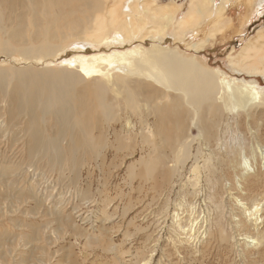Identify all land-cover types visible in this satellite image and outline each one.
Wrapping results in <instances>:
<instances>
[{"label":"bare ground","instance_id":"obj_1","mask_svg":"<svg viewBox=\"0 0 264 264\" xmlns=\"http://www.w3.org/2000/svg\"><path fill=\"white\" fill-rule=\"evenodd\" d=\"M108 1L111 4L107 6ZM123 1L0 0V53L10 57L18 52L19 59L27 63L17 69V63L9 68L0 67V134L7 135L6 132L15 129L16 133L9 135L10 141L16 145L21 139L23 148L19 153L27 156L15 162L17 176L27 177V170L36 168L42 175L51 172L63 180L67 172L70 183L79 186L80 173L83 168H89V161L102 159L106 147L114 148L115 141L106 142L109 130L114 140L127 139L128 135L113 129V124L120 121L119 112L126 110L136 115L137 120L134 122L127 116L124 127L134 131L138 123L141 128L135 134H140L142 143L149 146L147 154L137 164L142 168L143 178L152 179L162 171L178 174L192 141L184 127L185 121L190 120V126L198 129L193 139L203 140L210 149L202 166L197 164L195 157L189 168L194 179H198L197 185L202 180V171L207 187L211 185L209 177L218 172L214 162L223 161L219 159L221 154L228 159L226 178L216 179L213 188L208 190L214 196H221L225 190L228 192L226 222L229 232L226 227L217 225L220 242L242 258L249 249L256 251L262 247L264 251V146L258 140L257 131L256 135L250 132L253 142L249 144L245 143L242 131L218 132L221 122L225 127L231 126V121L237 125L239 115L244 114L246 120L260 105L264 107L263 89L255 81L227 78L217 69L202 66L195 58L182 57L171 49L165 51L160 44L141 45L146 36L154 39L165 36V28L174 21H177L176 29L184 32L189 30L185 29L187 25L204 18L209 25V37L225 32L231 21L226 12L227 0H218L217 5V0H189L188 10L177 19L176 13L145 6L144 0H132V6L130 1V5L125 6L127 10L131 6V13L125 10L121 13ZM154 3L155 0L151 5ZM259 11L260 8L256 10L257 16L262 15ZM108 21L115 31L121 29L118 31L121 35L109 37L105 34ZM160 21L162 26L157 25ZM147 24L150 29L146 28ZM90 29L94 30L88 34ZM144 30L145 35L141 33ZM200 31L199 28L192 30L194 35ZM180 37L181 34L176 38ZM134 40L140 43L129 49L84 53L61 60L55 69L51 64L68 47L80 51L82 45L81 48L76 46L80 42L93 43L95 47L102 43L122 47ZM202 42H208L206 36L201 45ZM197 44H188V47H200ZM33 62L44 67L36 69ZM229 63L248 75L264 78V32L258 30L234 56H229ZM222 134L228 136L227 141ZM128 168L132 171L135 164ZM43 170L47 172L43 174ZM30 197H34L30 192L25 197L20 195L16 199V211ZM193 201L184 198L172 213L170 225L184 249L198 240L204 245L214 235L212 225H207L210 213L208 217L206 213L200 216ZM225 204L222 200L213 203L217 218L225 214ZM68 224L61 222L64 226ZM143 264H147L146 260Z\"/></svg>","mask_w":264,"mask_h":264},{"label":"rangeland","instance_id":"obj_2","mask_svg":"<svg viewBox=\"0 0 264 264\" xmlns=\"http://www.w3.org/2000/svg\"><path fill=\"white\" fill-rule=\"evenodd\" d=\"M125 1L120 6V12L125 10L127 13L128 11L131 13L130 8L134 2L132 0ZM130 1L132 4L127 10L126 6L127 4L130 5ZM140 1L142 2V0ZM152 1L144 0L145 6H157L164 8L165 11L176 13L175 19L185 13L189 6V0H155V3L151 5ZM110 4L111 1L106 3L107 6ZM217 4L218 0L216 1ZM227 4L226 12L227 17L231 20L230 27L225 29V32L216 34L213 38L208 36L210 30L209 25L205 24V19L198 18L192 22L193 25H187L185 28L189 29V32L176 29L177 21H174L165 28V36L158 39L146 36L141 45L151 47L152 43L160 44L165 51L171 49L182 54V57L195 58L202 66L217 69L224 73L227 78L243 79L246 82L255 81L257 86L263 89L264 94L263 77L248 75L240 68L232 67L229 63V56H234L246 41L256 35L258 30L264 32V27L262 28L264 24V0H227ZM162 6H167V8ZM259 8L261 11L259 13L262 15L257 16L256 10ZM238 14L241 16L239 19ZM147 21L146 23H149ZM249 23H253V25L245 29ZM147 25L146 28L148 29L150 25ZM157 25L162 26L163 22H157ZM157 25H152V27L156 28ZM112 26L113 24L108 21L105 25L107 30L105 34L109 37L121 35L118 32L121 29L115 31ZM237 26L244 27V29H237ZM258 26H261L262 29H255ZM198 28L201 31L194 35L192 30ZM93 30L90 29L88 34H91ZM141 33L145 35L146 31ZM224 33L225 35H223ZM0 34L2 36V33ZM180 34L181 37L176 38ZM205 36L208 42L205 44L202 42L203 45H201V40H205ZM139 43V40H134L122 47L118 44L111 46L106 43L96 44L95 47L93 43L80 42L76 45L79 48L82 45L80 51L73 48L71 50V47H68V50L66 48L51 64L55 69L61 60L75 58L84 53L90 55L97 52L109 53L114 49L125 50ZM188 44H197L200 47L189 48ZM197 48L199 49L197 50ZM4 56L3 53H0V63L3 62L0 67L9 68L10 65L13 66L14 63H17V69L27 65L25 61L19 59L18 52L10 57ZM32 64L36 69L44 67V65L35 62ZM127 116L134 122L137 120L136 115L129 114L126 110L119 112L120 121L113 124V129L119 134L121 132V134L125 133V136L128 135L127 139L118 137L114 140L112 131L109 130L108 141L106 142L111 144L115 141L114 148L109 144V147L104 150L102 159L89 161V168H83L80 173L79 186H73L70 183V176L67 172L65 173L66 179L63 180V177L60 179L56 174L46 170H43L45 171L43 174L46 172L48 174L42 175L40 170H36V168L28 169L25 173L27 177L24 175L17 176L15 162L27 158L26 155L19 153L23 148L22 140L20 139L21 142L20 140L19 142L16 141L17 146L14 141H10L9 135L13 133V136L16 133L15 129L6 132L8 136L0 134V264H41L42 262H44L42 264H143L145 260L147 264H264L262 247L261 249H258L260 247L256 248V251L249 249L246 256L242 258L237 253L227 250L225 243L220 242L216 233L218 224L226 227V232H229L226 222V206L229 204L228 192L225 190L221 196H214L212 191L209 192L208 190L213 188L216 179L226 178L228 159H225L221 154L219 159L223 161L214 162L218 172L209 177L211 179L209 188L206 184V178L204 179L203 171L202 178H200L202 180L197 185L198 179H194L195 176L189 172V168L193 165L195 157L197 164L202 166L210 149L206 148L203 140L193 139L197 136L198 129L194 126L191 127L190 120H187L184 127L186 132L191 134L192 141L188 145L182 171L178 170L181 173L171 175L169 172L162 171V174L158 173L152 179H145L141 166H137V164H139V159L147 154L146 151H148L149 146L142 143L140 134H135L141 128L138 123L135 124L134 131L124 127ZM230 124L231 126L225 127L224 122H221L218 132L222 133L223 130L242 131L241 133L247 141L245 143L249 144L253 142L250 132L253 131L252 133L255 132L256 135L257 131L258 140L264 146V107L261 105L253 116L245 120L244 114H241L238 117L237 125L232 121ZM128 130L132 133L129 132L128 134ZM212 130L215 132L216 128ZM221 137H225L226 141L228 140V136L224 134ZM234 145L236 144L234 143ZM120 147L121 149H118ZM131 164H135L132 171L128 170V166ZM193 187L195 191L192 189ZM30 188L32 189L30 190ZM28 191L34 197L23 201L16 211V199L20 198V195L25 197L29 193ZM218 194H220L219 190ZM188 195H191L190 198ZM184 198L189 201L194 199L193 203H195L200 216L210 213V221L207 225H212L211 231L214 230L212 231L214 235L209 242L204 245L199 240L190 242L191 244L186 246L187 249L182 248L181 243L177 242L178 237L174 235L172 225H170L172 213L177 209L176 205L183 202ZM212 200L214 202L222 200L224 204H227L224 205L226 211L223 217L221 215V218H217ZM1 213L4 215L1 216ZM56 213L60 215L55 216ZM262 215L264 217V213ZM211 218L213 219L211 220ZM221 221L222 223H220ZM61 222L70 225L64 226L61 225ZM199 255L202 259L199 258Z\"/></svg>","mask_w":264,"mask_h":264},{"label":"crops","instance_id":"obj_3","mask_svg":"<svg viewBox=\"0 0 264 264\" xmlns=\"http://www.w3.org/2000/svg\"><path fill=\"white\" fill-rule=\"evenodd\" d=\"M237 17H238V19L241 18V16H240L239 14H238ZM260 19H261V18H260ZM252 25H253V23H249L247 26H245V29L248 28V27H250V26H252ZM260 27H261V26H258V27L255 28V29H258V28H260ZM263 27H264V24H263L262 28H263ZM262 28H260V29H262ZM237 29H244V27L241 28V27L237 26Z\"/></svg>","mask_w":264,"mask_h":264}]
</instances>
